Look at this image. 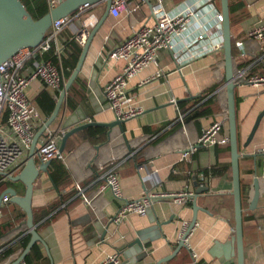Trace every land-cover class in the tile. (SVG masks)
I'll use <instances>...</instances> for the list:
<instances>
[{
	"label": "crops",
	"instance_id": "crops-1",
	"mask_svg": "<svg viewBox=\"0 0 264 264\" xmlns=\"http://www.w3.org/2000/svg\"><path fill=\"white\" fill-rule=\"evenodd\" d=\"M156 1L145 0L132 16L122 14L117 18L109 15L106 17L89 44L78 74V105L74 110H69L65 101L50 129L60 127L66 132L88 120L98 123H110L114 120L106 105L103 87L122 71L124 62L103 60L100 52L113 48L132 30L147 22ZM191 2L192 0H161L168 11L180 9ZM230 9L233 42L243 40L253 25L264 21V0H230ZM102 12L103 7L96 5L85 17L92 16L98 20ZM204 13L199 21L208 20L214 31L212 36L206 41L200 40L189 51L181 54L182 58L187 59L193 52L196 57L177 65L170 51L161 49L155 63L128 79L127 89L133 96L134 103L141 108V114L123 121L121 127H105L109 131L107 141L96 146L97 148L86 140H74L66 149L65 144L63 158L58 159L61 166H58L56 159L51 160L47 171L34 182L31 200L33 212L39 214L49 204L54 206L37 223V232L47 248L45 250L37 242L44 258L40 264H100L113 253L119 255L120 264H156L176 248L180 221L191 220L192 200L182 206L167 200H155L143 215L129 214L117 224L109 223V218L117 211L121 201L113 198L109 190L101 195L100 214H96L91 205L82 202L75 185L79 184L86 191L97 187L101 181L95 179L96 172L106 162L116 164L115 172L119 178L121 193L127 200L139 198L146 191L187 190L195 194L197 187H208L196 199L201 209L196 212L195 226L187 239L188 247H181L174 256L161 264H224L222 256L234 258L233 264H236L229 151L225 146L206 147L199 148L186 159L180 157L181 150L195 141L219 117L222 109V92L225 91L224 71L219 69L223 60L222 51L197 56L199 50L207 48L218 39V25L213 21L211 12L206 15ZM87 21L93 22L89 18ZM78 29V21H71L60 34L61 43L66 38L74 37ZM198 32L193 22L185 33L194 38ZM234 56L235 62L239 63L236 59L237 50ZM158 70L162 72V76L152 78ZM250 73L264 75V60L258 61ZM44 88L40 80L32 79L26 94L35 103L36 96ZM201 94L213 96V113L196 121L184 122L183 118L182 121L178 120V110L184 116L178 108V102ZM234 95L239 100L236 110L239 175L247 192L242 206L244 264H264V156L259 153L260 148L264 147V118L249 145L242 146L256 115L264 108V83L238 84ZM173 126L176 127L175 131L160 136ZM226 130L228 133L227 125ZM254 154H258L256 158L253 157ZM216 157L222 166L229 165V170L224 168L223 173L218 176H203L202 170L214 164ZM254 163L260 196L257 208L250 211L248 204L252 196ZM54 168L69 174V181L59 188L54 186L48 175V170ZM193 181H196L197 187L193 185ZM7 207L8 204L1 209L0 218L10 215ZM23 221L20 220L12 231L0 237V246L26 229ZM156 221L162 222L160 229L154 225ZM106 227L108 235L103 241L101 232ZM146 227L153 229L144 235L146 243L143 250L125 258L123 250L126 249V244L135 237L138 230ZM20 253L21 250H16L0 261V264H10Z\"/></svg>",
	"mask_w": 264,
	"mask_h": 264
},
{
	"label": "built area",
	"instance_id": "built-area-1",
	"mask_svg": "<svg viewBox=\"0 0 264 264\" xmlns=\"http://www.w3.org/2000/svg\"><path fill=\"white\" fill-rule=\"evenodd\" d=\"M47 1L49 8L57 2V0ZM144 2L145 0H111L109 16L114 18L122 14L132 16ZM216 2L217 0H192L190 4L180 7V9L168 11L163 7L161 0H157L150 10L147 22L132 30L113 48L100 52L103 60H122L124 62L122 71L103 87L105 102L111 110L114 120L123 122L141 114V108L134 103L133 96L127 89V81L140 70L155 63L159 50L170 51L177 65L196 57L193 52L187 59L182 58L181 54L189 51L200 40L206 41L208 37L212 36L214 31L211 30L212 27L208 24V20L199 21L204 12V15L211 12L213 21L218 25V39L207 48L199 50L197 56L222 51L220 29L222 16ZM93 6L85 3L79 6L72 15L55 20L38 46L20 48L0 64V172L13 176L21 170L33 136L45 120L36 103L32 102L26 94L30 81L32 79L40 80L52 97L57 99L66 80L61 64L64 45L60 41V34L71 21H78L81 34L77 35L76 32L74 39L82 46L88 31L97 20L96 17H85ZM88 18L93 22L88 23ZM193 22L199 32L194 38H191L185 32L189 24ZM233 45L237 50L236 59L238 62L240 61L237 63L234 60V74L237 83L251 85L264 83V75L250 73L258 61L264 60V21L253 25L247 36L243 40L234 41ZM51 49L55 54L56 63L50 59L40 58L42 54ZM250 53H252V58L249 57ZM220 68L223 69V60ZM178 70L180 72L179 67ZM160 76H162V72L158 70L152 78ZM222 95V109L219 117L205 128L195 141L181 150V159L190 157L199 148L226 146L229 143L226 130L225 91L222 92ZM171 101L175 103L174 99ZM182 118L183 116L178 110V120L182 121ZM64 133L65 130L60 127L56 130L49 127L45 129L36 144L34 158L37 163L63 158L62 153L59 152V144ZM259 153L264 156V147L260 148ZM115 168L116 164L110 162L101 164L95 175V179L101 182L93 189L86 191L79 184L75 185L77 195L81 197L82 202L91 205L96 214H100L101 195L105 190H109L113 198L121 201L117 211L109 218V223H120L129 214L143 215L155 200H167L179 206L188 204L192 200L193 192L187 190L178 192L146 191L139 198L124 199ZM6 179L7 177L4 176L0 181ZM9 199V195L2 197L0 212L10 202ZM194 226L195 223L189 229V221H180L177 238L178 242H182V248L188 247L187 239ZM192 255L195 257L193 253ZM19 264H23V261ZM100 264H120L119 255L113 253Z\"/></svg>",
	"mask_w": 264,
	"mask_h": 264
},
{
	"label": "water",
	"instance_id": "water-1",
	"mask_svg": "<svg viewBox=\"0 0 264 264\" xmlns=\"http://www.w3.org/2000/svg\"><path fill=\"white\" fill-rule=\"evenodd\" d=\"M89 5H100L103 7V12L97 22L90 28L88 34L81 46V52L77 59V62L69 74L68 78L63 84L54 108L51 114L44 120L43 124L36 130L30 147L28 149L27 158L21 170L13 175L8 176L5 173L0 172V179L4 176L7 177L11 182H19L24 185L23 194H18L16 190L12 187H6L0 192V207L1 200L4 195H9L10 203L17 205L25 214V219L23 225L27 232L30 234L29 241L27 242L25 248L21 251L19 256L10 264H19L24 260L25 255L28 253L30 248L34 243H41L45 250H47L46 245H44L41 236L36 231V226L33 222V210L31 206L33 186L36 179L40 177L42 173L47 171L51 161H46L44 163H37L34 155L36 152V144L38 138L45 131L46 128L50 127L52 123L58 116L61 105L66 101V94L72 84L74 83L76 77L78 76L84 57L88 50L89 44L109 15V7L111 0H57L53 7H50L48 12L45 13L40 18L34 20L30 14L26 11L20 0H0V64L11 57L18 49L23 47L34 48L40 44L43 40L46 32L50 29L52 23L62 17L70 16L78 9L79 6L83 4ZM220 3V13L222 16L220 29H221V42H222V55H223V71H224V89H225V99H226V121L229 136V153H230V170L232 178V188L231 195L233 197V217H234V237L235 242V261L236 264H244V252H243V235H242V206H241V192H240V175H239V152H238V140H237V122H236V107H235V95L234 90L238 83L236 81V76L234 74V61L232 59V37L230 31V13H229V2L228 0H219ZM81 34V29H78L77 35ZM264 118V108L256 115L254 122L243 142V147H247L252 141L262 119ZM122 121L113 120L110 123H98L95 121H90L86 123H81L80 125L69 128L61 137L59 144V152L62 153L64 146L66 144L67 138L77 132L78 130L84 129L89 126H103L111 128L114 125L121 127ZM109 131H107V137ZM96 147V146H95ZM97 148V147H96ZM258 154H254L253 157L256 158ZM255 175L252 178L251 188L252 196L250 198L248 209L250 211L257 208V202L260 196L259 180L256 176V165L254 163L253 169ZM193 185L196 186V181H193ZM197 187V186H196ZM207 186L197 187L195 194L192 197V217L189 222V229L192 228L196 222V212L201 208L197 205L196 199L201 194L202 191H207ZM164 223V222H163ZM166 223V222H165ZM158 229H160L162 222L156 221L154 223ZM153 228L146 227L144 229L138 230L135 237L126 244V249L123 250V256L128 258L129 255L134 254V252L143 250L146 243V237L144 235L146 232ZM141 231V232H140ZM108 235L107 227L101 232V240H105ZM183 247L182 242H178L176 248L166 257L160 259L156 264H161L166 260L174 256ZM224 264H233L234 258H226L222 256Z\"/></svg>",
	"mask_w": 264,
	"mask_h": 264
},
{
	"label": "trees",
	"instance_id": "trees-1",
	"mask_svg": "<svg viewBox=\"0 0 264 264\" xmlns=\"http://www.w3.org/2000/svg\"><path fill=\"white\" fill-rule=\"evenodd\" d=\"M20 1L23 4L26 11L30 14V16L34 20L40 18L49 10V5L47 0H20ZM217 1H218L216 2L217 8L220 9L219 0ZM228 2H229V13H231L230 0H228ZM230 29H231V23H230ZM63 45H64V50L61 58V64L63 68L64 77L65 79H67L77 62V59L81 52V46L75 41L74 37H71L69 39L66 38L63 41ZM233 55H235V49L232 40V56ZM40 58L50 59L53 63H56V57L55 54L53 53V49L49 50L47 53L42 54ZM79 83H80L79 78L77 76L74 83L72 84V86L70 87V89L66 94V107L69 110H74L78 105L76 99L77 96L76 88ZM211 89L212 88H210L209 90L211 91ZM206 94H201L197 97L178 102L177 104L178 108L184 114L183 116L184 122L196 121L200 117L210 115L213 113L214 98L213 96L206 97ZM234 97H235V107L237 110V105L239 103V100L236 96ZM55 102L56 99H54L50 94V92L45 88L35 98V103L42 112L45 119L51 114ZM175 130L176 127L173 126L168 131H166V134L163 132L160 134V136L167 135L168 133H171ZM145 131L148 130L145 129ZM74 140L76 142L81 140H86L90 144L94 146H98L107 141V130L103 126H89L84 129L78 130L77 132L71 134L67 138L65 149L70 147ZM225 149L229 151L228 144L225 146ZM215 153H217V148L215 149ZM55 161L58 164V166H61L60 160L56 159ZM224 168L226 170H229V165L222 166L216 157L215 163L212 164L209 168L203 169L202 174L205 177L218 176L223 173ZM48 175L50 179L53 181L54 186L56 188H59V186L69 181L68 172L66 171L61 172L56 168L52 170H48ZM6 187L14 188L18 194H23L24 192V185L19 182L16 183L11 182L8 179L0 181V192ZM240 192H241V206H243V201L245 200L247 192L245 187L241 183V180H240ZM53 207L54 206H52V204H49L48 207L42 210L39 214L33 212V222L36 226L35 228L36 231L39 228V226L37 225L39 220L43 219L51 211ZM7 210L10 213V215L4 218H0V237L12 231V229H14L18 225L20 220L25 219L24 212L17 205L9 202ZM29 238H30V234L26 231V229H23L20 233L16 234L8 242L1 245L0 261L8 257L10 254L14 253L16 250L22 251L25 248L27 242L29 241ZM42 261H44V258L42 256L39 245L38 243H34L30 248V250L28 251V253L25 255L23 264H40Z\"/></svg>",
	"mask_w": 264,
	"mask_h": 264
},
{
	"label": "rangeland",
	"instance_id": "rangeland-1",
	"mask_svg": "<svg viewBox=\"0 0 264 264\" xmlns=\"http://www.w3.org/2000/svg\"><path fill=\"white\" fill-rule=\"evenodd\" d=\"M217 2H218V1H217ZM247 2H249V1H247ZM232 59H233V61L235 60V56H234V55L232 56Z\"/></svg>",
	"mask_w": 264,
	"mask_h": 264
}]
</instances>
